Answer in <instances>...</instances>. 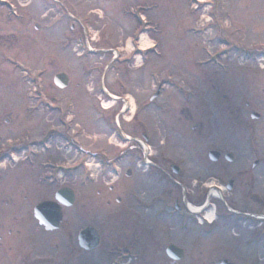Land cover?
Listing matches in <instances>:
<instances>
[{
    "label": "rangeland",
    "instance_id": "obj_1",
    "mask_svg": "<svg viewBox=\"0 0 264 264\" xmlns=\"http://www.w3.org/2000/svg\"><path fill=\"white\" fill-rule=\"evenodd\" d=\"M30 1L32 4L26 7L23 13L32 22H38L41 28H49L43 40L35 34L36 44L44 46L48 38L49 43L46 45L49 48V59L57 61L56 70L67 72L71 76V84L66 89H59L53 84H48L50 93L62 97L63 102L69 99V102L76 103L79 124L86 128L85 137H82L86 145L93 142L89 136L92 137L94 134L89 131V120L92 119L96 123L94 135H96L97 157L94 160L91 159L90 166V171L93 172L95 179L89 186H80L79 189H76L81 195L80 202L65 209L64 226L59 230L47 232L37 224L32 214V207L37 201L42 198H52L50 192L47 194L45 191L42 194L37 193V189L40 188L37 181L40 169L25 168L24 163L11 169L14 170V174H10L6 178L8 174L5 179L0 180L2 181L0 191L3 192V197L0 199V219H5L4 223L8 225L0 237V264H22L21 256L14 254L16 253L15 249L12 251L16 244L14 235L17 229H24L27 235L30 234L31 253L29 257L32 259L31 264H43L38 260L43 257L50 258L62 252L66 256H70L68 262L65 263L64 259L55 261L53 264H62L63 262L64 264H170L171 260L166 254V247L173 242L183 246L186 251L180 264H203L212 258L217 259L224 255L235 257L239 264H251V262L252 264H264V252L243 245L240 237H237L239 238L238 244L242 248H223L221 250L214 248L215 246L221 247L220 244L226 235L223 232L220 234L217 232L212 237H206L201 225L195 224L193 220L190 221L188 228H184L180 223L184 218L173 206L168 208L173 212L171 217H163L160 211L158 213L141 208L139 202L146 201L152 206L154 205L153 208L158 209L161 207L160 198H166L169 189H174L181 195L182 188L169 182L154 185L145 180V173H138L135 169L134 175L128 179L125 174L128 165L123 167L120 160L117 161L113 157L120 152L116 146L141 145L144 142H126L117 137L115 127L110 125L114 118L116 119L114 123L120 124L122 129L128 132L133 122L139 119L150 133L154 132L155 137L150 144L153 146L165 145L167 148L163 147V149L166 155L174 154L172 156L175 160H181V156L186 155L184 144L187 142L185 143L183 138H185L184 134L188 132L184 120L179 119L180 108L186 106V94L183 89L180 91L179 86L193 85L199 87L198 91H200V88L205 84L207 86L208 84H221L224 93L229 95V99H224V105L227 106L228 102H231L233 97L235 98L230 92L231 89L228 88V86L231 88L232 86L228 84H240L242 81H244L243 84H264V61H254L251 58L245 61L229 54H226L224 58L223 56L217 57L213 54L216 52L213 39L211 42L201 25L206 20L215 17L216 22L227 25L225 33L230 38L235 37L234 40L244 44L246 41L255 39L253 35L255 30H252L253 19L261 16L264 9L261 10L259 5H256L259 8H254L243 2L238 3V0H222L221 3L216 4V8L193 10V13L185 0H136L132 2L124 0H63L62 4H65L63 9L56 0H49L48 12H43L36 0H18L21 6ZM137 4L158 5V8H154L147 16L161 23L162 32L159 35L150 34V41L160 39L159 50L162 52V56L151 55L144 65L141 61L137 62L136 59L130 66L117 64L115 68L111 65L107 69V63L111 62L112 52L101 51L119 46L125 54L129 47L130 35L135 28L137 30L141 27L133 15L136 10L132 7ZM66 9H68L67 12L74 15L75 28L83 38L81 49H87L90 46L101 50L95 56H90V52L82 51L83 56L78 59L74 53L63 52L54 46L57 45L54 44L55 38L66 39L67 36L73 35V31L66 27V22H72L71 20L63 19L58 22L54 19L66 17ZM55 23L57 24L55 25ZM175 24H177L176 31L180 30L178 34L174 29L171 30ZM190 27H192L191 32ZM20 28V25L17 24L15 28L10 29L0 21V32L14 30L18 33ZM197 29L202 31L198 32ZM27 32L34 33V30L29 29ZM258 42L264 43V39H259ZM20 50L22 49L16 47L15 55L17 57L25 61L26 58L31 59L36 68L41 66L35 64L36 56L33 52L32 54L21 53ZM128 50L131 51V48ZM1 59L0 66H6L5 71H11V76L4 73L1 77L0 84H5V86L1 85L0 88V92L2 91L0 112L6 116L11 113L14 116L12 119L19 116V120L22 118L26 121L25 104L21 103L22 96L17 95L18 99L16 100L13 97L14 92L8 85L16 84L18 87L20 85L22 91V84L28 83L22 77L21 72L18 70L14 72L8 64L5 65L3 56ZM204 61L206 64H203ZM48 68V77L51 81L55 70L50 68V65ZM104 69L107 72L103 78ZM152 72L156 75L159 72V81L162 80L161 82L166 84L162 88L161 96L154 100H151V97L157 88L153 87ZM89 73L92 75L90 76ZM102 80H104V84ZM93 82L96 84H92ZM123 85L132 95L135 116V113L119 116L123 102L111 101L112 97L123 96L126 93ZM103 88L107 89L111 97L107 96ZM104 101L112 105V108L103 109ZM132 118L133 120L130 121ZM18 119L14 120L13 125L7 123L0 125V133L9 134V130L22 128L23 125L19 123L21 121ZM256 123L259 126L260 123ZM17 135H23V132ZM180 136L182 137L180 142L173 140ZM179 148L182 150L180 153H178ZM158 150L159 148L154 152L158 154ZM105 157L106 161L102 162ZM165 165L163 168L167 170L168 164L165 163ZM133 167L135 166L131 168ZM138 169L140 170V168ZM117 170L118 173L115 172ZM178 178L183 179V176ZM69 182L70 186L74 187L73 180H69ZM44 185L49 189L50 186ZM111 185H113L112 190L110 189ZM5 192L8 195H4ZM29 192H32L34 196L26 198ZM156 195L157 198H154ZM10 197L14 199L7 205ZM118 197L121 198L120 202L117 201ZM174 201L172 199V204ZM188 202L193 203L194 206L199 205L197 200L190 199ZM11 207L15 209V213H11L9 209ZM87 221H91V224L98 229L101 235L100 245L90 252L79 247L76 237L77 230L83 228ZM21 225L24 228L17 227ZM10 228H13L11 229L13 233L9 235ZM244 258H249V260L245 261Z\"/></svg>",
    "mask_w": 264,
    "mask_h": 264
},
{
    "label": "flooded vegetation",
    "instance_id": "obj_2",
    "mask_svg": "<svg viewBox=\"0 0 264 264\" xmlns=\"http://www.w3.org/2000/svg\"><path fill=\"white\" fill-rule=\"evenodd\" d=\"M221 1L212 0V3L217 4ZM238 1L254 8H259L256 6L259 5L261 10L264 9V0ZM185 2L189 7L192 6V0H185ZM29 5L30 3L25 2L21 6L16 0L9 2L0 0V21L10 29L15 28L17 24L21 27L18 33L14 30L0 32V64L3 56L5 65L8 64L14 72L17 70L21 72L28 83L22 84V91L20 85L19 87L16 84L8 85L14 92L13 97L16 100L17 95L22 96L21 103L25 104L26 121L22 118L19 120V116L12 119L14 116L11 113L6 116L0 112L1 126L4 123L13 125L15 119L21 121L19 123L23 125L22 128L9 130V134L0 133V180L5 179L8 174L6 178L10 174L13 175L14 170L11 169L24 163L25 168L40 169L37 178L40 185L37 189L38 194L45 191L46 194L50 192L55 196L64 183L69 184V180H73L74 200L78 204L81 195L76 189L80 188L82 181L91 182L87 172L81 174V168L88 164L87 160L90 158L82 160L79 152L81 149L88 151L90 157L92 153L90 148L95 150L96 139L94 134L92 137L90 135L89 139L93 142L86 145L82 138L85 137L86 128L79 124L76 103L69 102V99L63 102L62 97L50 93L48 84L55 85L56 76L63 72L56 70V60L49 59V48L46 45L49 43L48 38L44 46L36 44L37 37L43 40L49 28L43 29L38 22H32L30 18H27L23 10L25 11ZM137 5H140L142 9L158 8L156 4L154 6ZM15 7L18 11L13 10ZM44 8L43 5L41 10L44 11ZM253 26L255 39H253L254 43L250 42L249 45L254 44L257 52L264 49L257 46L258 40L264 39V11L261 16L253 20ZM70 28L73 30V35L67 36L66 39L55 38L54 44L57 45L54 46L63 52L74 53V56L79 59L81 35L74 25ZM29 29H33L34 33L27 32ZM16 47L22 49L21 53L32 54L33 52L36 56L35 64L41 66L36 68L31 59L26 58L25 61L17 57ZM49 65L55 70L51 81L48 77ZM5 69H7L6 66H0V82L4 73L11 76V71H5ZM89 75L91 76V73ZM1 85L5 86L0 84V88ZM202 87L198 91L197 86H187L186 106L179 111V119L184 120L188 132L183 138L185 143L187 142L184 144L186 155L175 162L171 156L164 153V149L167 148L165 145L152 146L159 150L152 162L155 172L151 177H147V180L157 185L168 182L179 186L186 184V190L184 189L185 193L182 196L171 189L170 199L161 201L160 210L164 213L167 212L170 206L168 202L172 199L176 201L181 212H187L188 200H197L199 206H202L204 217L210 207H215L216 220L209 225L203 224L207 230L204 235L212 237V234L223 232L226 238L222 244L229 247L238 246L233 243L238 242L237 237H240L243 245L258 251L264 248V84H236L232 88L228 86L235 98L233 97L227 106L224 105V99H229V95L224 93L221 84H208V86L205 84ZM1 93L2 91L0 102ZM40 111L43 113H38ZM94 122L90 119L88 123L91 133L95 131L96 123ZM256 122L260 123L259 126ZM138 126V122L134 123L131 132L138 134L136 132ZM21 132L23 135H17ZM141 136L146 137L147 140L150 139L145 133H141ZM181 139V136L173 138L177 142ZM133 148L137 149L136 152L143 153L144 157L147 156L144 146ZM181 151L180 149L178 153ZM20 158L21 160L16 161ZM159 161L162 162L163 167L166 166L165 163L168 164V169L162 168ZM133 163H136L135 158ZM176 163L185 167L179 166L180 171L176 172L174 169ZM181 175L184 180L178 178ZM44 182L50 186L49 189L45 187ZM59 183L62 185L57 187ZM110 189L112 190L113 187ZM4 195L8 193L5 192ZM31 196L34 194L29 192L26 198ZM2 197L3 192L0 191V199ZM12 199L14 198L10 197L7 205ZM213 201L217 204L215 205ZM9 209L11 213H15V209L12 207ZM4 222H6L5 219H0V237L8 227ZM17 227L24 228L23 225ZM11 229L13 228L7 231L9 235L13 233ZM14 243L16 244L12 249H16V253L28 263L31 253L30 234L27 235L24 229H17Z\"/></svg>",
    "mask_w": 264,
    "mask_h": 264
},
{
    "label": "water",
    "instance_id": "obj_3",
    "mask_svg": "<svg viewBox=\"0 0 264 264\" xmlns=\"http://www.w3.org/2000/svg\"><path fill=\"white\" fill-rule=\"evenodd\" d=\"M46 205H47V203L41 205L39 207L40 208L39 211L41 212L42 209H45ZM40 217L43 219V217L41 215H40ZM61 217H62V213L60 212V210H58L55 215H53V216L51 215L46 219V223L52 224V227H56L61 222ZM98 243H99V235L95 231V229L89 228L86 231H84V237L81 239L82 246H84L86 248H94L98 245ZM168 252H169V254L172 255V252L170 250Z\"/></svg>",
    "mask_w": 264,
    "mask_h": 264
},
{
    "label": "bare ground",
    "instance_id": "obj_4",
    "mask_svg": "<svg viewBox=\"0 0 264 264\" xmlns=\"http://www.w3.org/2000/svg\"><path fill=\"white\" fill-rule=\"evenodd\" d=\"M142 43H143L142 46L145 47V46L150 45L151 41L148 36L144 35L142 36ZM138 62L140 61L138 60Z\"/></svg>",
    "mask_w": 264,
    "mask_h": 264
}]
</instances>
